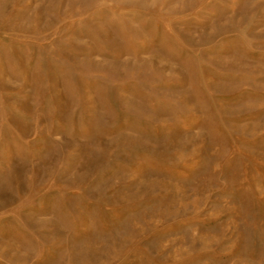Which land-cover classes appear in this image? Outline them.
<instances>
[{"label":"rangeland","instance_id":"1","mask_svg":"<svg viewBox=\"0 0 264 264\" xmlns=\"http://www.w3.org/2000/svg\"><path fill=\"white\" fill-rule=\"evenodd\" d=\"M0 264H264V0H0Z\"/></svg>","mask_w":264,"mask_h":264}]
</instances>
